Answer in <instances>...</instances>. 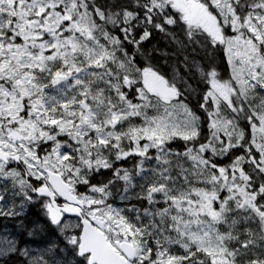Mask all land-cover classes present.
I'll return each instance as SVG.
<instances>
[{
	"label": "snow or ice",
	"instance_id": "obj_1",
	"mask_svg": "<svg viewBox=\"0 0 264 264\" xmlns=\"http://www.w3.org/2000/svg\"><path fill=\"white\" fill-rule=\"evenodd\" d=\"M0 221L2 264H264V0H0Z\"/></svg>",
	"mask_w": 264,
	"mask_h": 264
},
{
	"label": "rangeland",
	"instance_id": "obj_2",
	"mask_svg": "<svg viewBox=\"0 0 264 264\" xmlns=\"http://www.w3.org/2000/svg\"><path fill=\"white\" fill-rule=\"evenodd\" d=\"M8 224H10L9 222H5V223H2V225L0 226V236H4V235H8V234H12V235H15L16 238H17V235H18V232H19V229H17L16 227H9ZM6 225V227H5Z\"/></svg>",
	"mask_w": 264,
	"mask_h": 264
},
{
	"label": "trees",
	"instance_id": "obj_3",
	"mask_svg": "<svg viewBox=\"0 0 264 264\" xmlns=\"http://www.w3.org/2000/svg\"><path fill=\"white\" fill-rule=\"evenodd\" d=\"M168 71L171 73V67H169L168 68ZM184 70L183 69H181V72H183ZM0 264H2V262H0ZM11 264H15V261L14 260H12L11 261Z\"/></svg>",
	"mask_w": 264,
	"mask_h": 264
},
{
	"label": "flooded vegetation",
	"instance_id": "obj_4",
	"mask_svg": "<svg viewBox=\"0 0 264 264\" xmlns=\"http://www.w3.org/2000/svg\"><path fill=\"white\" fill-rule=\"evenodd\" d=\"M2 223H5V222H4V221H0V224H1V225H2ZM1 225H0V226H1ZM8 226H9V227H11V228H13V227H14V226H13V224H11V223H10V224H8ZM0 228H1V227H0ZM17 238H19V236H18V235H17Z\"/></svg>",
	"mask_w": 264,
	"mask_h": 264
}]
</instances>
